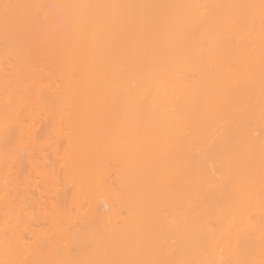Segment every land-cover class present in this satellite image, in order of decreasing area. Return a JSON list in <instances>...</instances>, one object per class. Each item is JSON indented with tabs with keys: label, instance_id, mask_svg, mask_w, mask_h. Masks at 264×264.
Instances as JSON below:
<instances>
[{
	"label": "bare ground",
	"instance_id": "1",
	"mask_svg": "<svg viewBox=\"0 0 264 264\" xmlns=\"http://www.w3.org/2000/svg\"><path fill=\"white\" fill-rule=\"evenodd\" d=\"M0 264H264V0H0Z\"/></svg>",
	"mask_w": 264,
	"mask_h": 264
}]
</instances>
